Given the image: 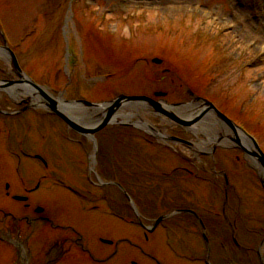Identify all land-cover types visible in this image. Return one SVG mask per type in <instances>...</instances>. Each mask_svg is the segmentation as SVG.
<instances>
[{"label":"rangeland","instance_id":"374dc122","mask_svg":"<svg viewBox=\"0 0 264 264\" xmlns=\"http://www.w3.org/2000/svg\"><path fill=\"white\" fill-rule=\"evenodd\" d=\"M0 23L9 41L19 40L14 47L16 58L36 83L57 90L67 89L64 95L68 98L94 102L111 99L116 90L124 94L150 95L155 88L169 91L165 97L169 103L186 99L192 100L191 105L202 103L190 97V89L198 97L213 102L239 125L243 124L264 151V0H0ZM137 56L143 60L140 61V57L135 60ZM149 57L163 59L162 64L150 63ZM167 67L178 72L169 71L171 75L163 72ZM106 74L112 77L103 79ZM184 83L187 88H183ZM173 85L177 91L172 90ZM70 111L74 116L86 112L85 108ZM144 111L139 108L141 117L153 125H161L157 114ZM120 121L125 124L121 127L117 122L119 130L117 140L111 144L110 160L118 167L117 171L122 172L117 175L119 181L129 189L132 187L130 191L122 186L133 204L124 199L123 208L114 206L113 209L122 215L118 219L109 216L108 203L105 207L102 200L91 197L97 189L89 180L83 138L79 144H74L68 139L63 123L48 115L31 121L30 128H17L16 133L11 134V146L20 139L23 151L34 149L43 154L41 165L33 160L21 161L23 185L29 186L33 176L41 172L48 173L50 178L31 195L29 208H25L23 202L5 197L0 187V264H27L24 249L35 264H47V259L53 255L44 251L47 225L59 232L62 239L68 236L80 240L63 261L65 255L61 256L62 262L58 264H99L84 255L88 249L95 257L103 251L110 253L113 246L109 245L100 246L99 251L100 238L107 235L120 238L119 252L111 262L103 264H149V258L132 249L140 245L148 250L153 242L155 253L161 263L166 264L169 257L161 248L157 249L155 239L165 232V228L161 230L163 224L154 232L153 240L149 242L148 239L146 243L134 235L142 234L143 230L138 225L135 209L140 214L149 213L150 195L155 201L161 198L158 201L163 204L162 208L181 198V187L192 185L188 180L194 179L187 178L189 175L183 171L170 173L176 164H195L202 167L199 172L202 178L221 181V170H224L227 179L237 185L235 195L241 199L242 211L248 220L244 222L250 228L264 229V190L258 171L252 166L255 165L252 160L244 158L227 136L219 133L215 141L205 134L211 143L200 146L202 137L196 134L198 142L188 133L186 137L198 144L199 150L195 145L192 150L182 144H173L172 150L155 141L147 144L148 130L144 132L139 125L136 129L132 123ZM124 127H130L126 130L135 135L126 134ZM157 139L160 143L172 144L162 137ZM92 152L89 148L93 168L100 160L109 164V152L105 147L98 150L97 165ZM213 164L215 170L211 169ZM126 172L129 177L125 176ZM132 173L135 176L130 178ZM209 173L212 177H208ZM138 181L142 185H134ZM11 182V189L21 193L22 184L14 179H10ZM65 184L78 189L87 198L66 190ZM186 190L185 187L184 195H187ZM193 190L199 194L198 188ZM37 205L42 207L41 213L33 210ZM40 214L48 216V222L39 221ZM5 223H12L14 229L6 230ZM68 227L79 230L80 235L71 233ZM24 230L26 232L22 233ZM18 231L21 241L26 237L22 250V246L7 242L14 238L17 244ZM96 234L101 236L99 240ZM127 240L136 246L124 243ZM67 244L63 245L64 250ZM186 264L202 262L196 260Z\"/></svg>","mask_w":264,"mask_h":264},{"label":"flooded vegetation","instance_id":"af4514ba","mask_svg":"<svg viewBox=\"0 0 264 264\" xmlns=\"http://www.w3.org/2000/svg\"><path fill=\"white\" fill-rule=\"evenodd\" d=\"M3 42V39L0 37L1 53L6 57L0 59V81H5L2 84L3 87L0 88V187H3L5 196L11 195L13 197L17 195L15 193H20L11 189L12 182L10 183V179L16 180L22 184V186L20 185L22 187L21 193H24L22 196L26 198L23 201L28 205L27 203L30 202L31 195L39 189L41 181L49 179L50 175L48 173L44 175L39 173L31 179L35 182L33 185H31L33 181H30L29 186L23 185L24 181L20 170L21 161L28 159L40 164L43 154L34 149L32 151L29 149L30 152L27 150H25L27 152L23 151L20 139H17L13 146H11L10 136L12 133L13 135L16 133L15 130L17 128L24 130L30 128L31 121L45 117L43 116L45 114H43L44 112L41 108L32 106L35 96L38 98L36 92L33 94L34 97H31V94H29L28 99H26L23 95L21 96L17 93V87L15 89L11 85V81H19V78L13 64L9 60L10 51H8ZM12 51L15 53L14 48H12ZM165 72H169L168 68L165 69ZM53 116L57 120L59 119L57 116ZM61 122L67 129L66 134L69 135L68 139L77 135L73 130L68 129L66 123ZM117 129L116 126H106L102 129L99 135L97 133L98 136H96L98 144L103 147L109 140H116ZM170 132L178 137L187 138L183 131L176 127H173ZM35 137L31 139L32 144ZM86 142L85 140L83 145H86ZM149 142H151L150 136ZM83 148L84 146H82ZM195 166L194 172L185 166H181V171L183 170L189 175L195 176V179L188 180L193 182L191 183L192 185L181 187V198L177 202L162 208L163 204L158 201L161 199L160 197L155 201L152 200L151 195L149 196V216H144L148 218L142 217L143 220H149V235L146 233L147 226H143V230L140 229L142 234L138 235L137 232L134 235L137 238H143L148 243V239L149 242L150 240L152 241L154 232L163 224L161 230L165 228V232L158 235L155 239L158 244L157 249L161 248L162 251L166 252V256L169 257V259L167 258L169 261H166V264H186V262H194L196 260L202 262V264H260L264 229L250 228L244 222L247 218H245L242 211L241 199L237 194L235 195L236 183L225 178L222 181L207 177L202 178L199 173L202 167ZM48 167L49 164L46 168ZM212 168H216L215 164H213ZM101 171L99 173L103 181L99 182V184L103 185L99 186L97 194H93L91 197L102 200L105 207L106 203L113 206L120 205L121 201L124 200L118 187V183L121 184V182L115 176L116 174L108 178L105 175L106 173ZM221 171L222 175H225L224 170ZM39 176L40 178L38 179ZM208 177H212V173H209ZM185 187L187 188L185 191L187 195L183 194ZM193 187L198 188L199 194H195ZM70 189L72 193H79L82 197L87 198L78 189H73V187ZM109 216L115 219L121 217L119 212H113ZM37 218L39 221L47 219L42 214L38 215ZM159 218L161 220L156 223V220ZM173 227L177 229L171 230ZM181 233H183V236H181ZM108 236L111 235L100 238L104 243L100 244L103 246H113V253L109 256L110 258L116 256V254L118 255V244L120 242L118 239H113V236ZM99 237H97L98 240ZM66 238L69 239L68 237ZM106 241L108 242L106 243ZM131 243L132 246H136L133 242ZM153 245L154 242L151 244V249L148 250L142 248L140 245L132 250L142 252L144 257L149 258V264H162L152 247ZM99 250H101V247ZM87 251L91 252L89 249ZM100 254L102 255L104 252ZM166 256H162L163 259ZM105 260L98 259L100 263H104Z\"/></svg>","mask_w":264,"mask_h":264},{"label":"water","instance_id":"95a60500","mask_svg":"<svg viewBox=\"0 0 264 264\" xmlns=\"http://www.w3.org/2000/svg\"><path fill=\"white\" fill-rule=\"evenodd\" d=\"M33 84V83H32ZM35 87L45 96V94L42 92V90L37 86L35 85ZM50 101V99H48ZM147 101V102H150L152 105H154L155 107V110L157 111H162L163 113L165 112L166 114L170 115V117H175L171 112H168L166 111L165 109L162 108V105L158 102L154 103L153 101L149 100L148 97H145V96H124V95H120L119 97H117L107 108H106V111H105V114L103 115V119H102V123L96 127V128H92V129H86V128H83V127H80L78 125H75L74 122L68 118L61 110H55L54 109V112L57 113L58 115H60L61 117H63L67 122H69L70 124H73L78 130L80 131H84V132H94L96 131L98 128H101L102 126H104V124L108 123L110 118L113 116V114L115 113L116 109L118 107H120L123 103V101ZM86 103V102H84ZM86 104H89V103H86ZM207 105L210 107V108H213L217 115L225 120L227 122V124L233 129L235 135H236V126L233 124L232 121H230L229 119H227V117H225L223 114H221L219 111H217L214 106L210 103L207 102ZM97 106H100V105H96ZM250 138L251 142H252V147L251 148H247L246 146L242 145L240 142H239V139H237V136H236V139H231V140H234L236 141L238 144H239V148H241V150H243L247 155H251L253 156L254 158H256V160L259 162L260 166L262 167V170H263V173H261L260 177H261V181L264 185V154L263 152L260 150L257 142L255 141V139L252 137V136H249V135H246ZM262 264H264V259H263V262Z\"/></svg>","mask_w":264,"mask_h":264},{"label":"bare ground","instance_id":"6f19581e","mask_svg":"<svg viewBox=\"0 0 264 264\" xmlns=\"http://www.w3.org/2000/svg\"><path fill=\"white\" fill-rule=\"evenodd\" d=\"M122 103L123 104L116 109L115 115L113 117V120H117L119 118H122V119L127 120V121H132L133 123L139 125L140 127L149 128V125H151L150 124V121H147L143 117H140L139 119H133L132 116L135 114V112H133V113L132 112H129V110L131 108H132V110L136 109V111H138L139 110L138 109L139 107H132V106L125 107V105L127 103L124 102V101ZM172 110L175 111L176 113H180L182 115H183L184 111H187L189 113V115H191L192 113H195V112L196 113H198L199 111L202 112L204 110V108L203 107H199V106H195L194 104H192V105H189L188 107H186V106H184V107H177V108L175 107ZM136 113H138V112H136ZM77 117L79 118V120H81V118H83L82 115H77ZM89 117L90 116H87V121H89ZM205 119H207V120L204 121ZM203 121H204V123H203ZM198 123H201V125L198 124ZM88 124H90V123H88ZM194 128H198V129L196 130ZM194 128H191V129L195 133H197V131L203 132V130L205 129L204 130L205 133L207 135H210L212 139H216V137H218L219 132H221L222 134H226V130H225V127L223 126V124L221 122H219L215 117H213V115L211 113H207L204 116L203 120H200L197 123H195ZM222 141L225 142L224 140H222ZM250 143H252V142H250ZM248 148H250V147H248ZM252 162L255 165H257L256 158L252 157Z\"/></svg>","mask_w":264,"mask_h":264}]
</instances>
